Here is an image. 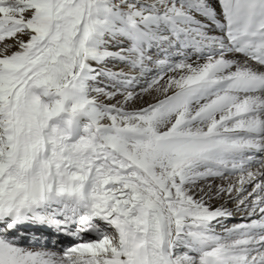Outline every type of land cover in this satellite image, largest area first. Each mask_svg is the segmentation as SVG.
<instances>
[{
	"label": "snow or ice",
	"instance_id": "6c2138e0",
	"mask_svg": "<svg viewBox=\"0 0 264 264\" xmlns=\"http://www.w3.org/2000/svg\"><path fill=\"white\" fill-rule=\"evenodd\" d=\"M0 264H264V0H0Z\"/></svg>",
	"mask_w": 264,
	"mask_h": 264
}]
</instances>
